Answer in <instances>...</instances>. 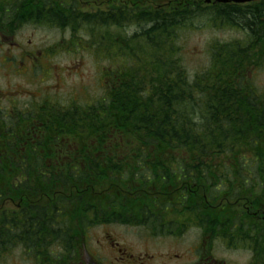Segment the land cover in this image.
<instances>
[{
	"label": "trees",
	"instance_id": "16d2710c",
	"mask_svg": "<svg viewBox=\"0 0 264 264\" xmlns=\"http://www.w3.org/2000/svg\"><path fill=\"white\" fill-rule=\"evenodd\" d=\"M220 9L202 0L17 5L32 24L84 34L99 55L115 47L128 63L110 75L103 100L34 105L28 130H2V253L22 246L66 259L91 228L118 224L156 237L197 228L264 264V95L248 78L253 63H234L233 46L215 43L211 63L191 79L178 54L179 33L203 18L251 33L241 58L254 44L257 58L264 53V39L255 40L264 38V9ZM133 28V37L112 39Z\"/></svg>",
	"mask_w": 264,
	"mask_h": 264
},
{
	"label": "flooded vegetation",
	"instance_id": "af4514ba",
	"mask_svg": "<svg viewBox=\"0 0 264 264\" xmlns=\"http://www.w3.org/2000/svg\"><path fill=\"white\" fill-rule=\"evenodd\" d=\"M29 0H0V147L5 145L1 140L2 130L9 128L8 124H19L24 130L29 128V108L32 106L33 97L29 93V83L33 81L34 74L43 71L48 63H68L69 59H79L82 63L81 53L86 51L77 44L72 43H49L46 38H35L41 31V27L33 26L23 15L18 14L17 5ZM223 8H244L256 9L257 12L264 9V0L256 1L246 5L225 4L212 5ZM29 14V12H28ZM228 17L234 14L227 13ZM223 21L225 19H222ZM263 20V19H261ZM242 27H228L235 37L225 44L233 46L234 63H264V53L257 58V46L255 52L250 53L249 49L243 52L241 58L239 48H245L250 42L251 33ZM60 31V30H58ZM67 35L69 40L71 33L60 31ZM261 33V31H259ZM264 35V34H262ZM264 38H255L262 40ZM227 61L228 56L224 57ZM109 63H113L110 61ZM121 63H124L123 61ZM211 63V62H209ZM113 73V72H112ZM18 117H21L18 120ZM21 144V143H19ZM36 145L35 143H31ZM17 162L16 159H12ZM12 207V206H6ZM2 206H0V209ZM1 213V210H0ZM97 229L100 231L97 232ZM130 229V228H125ZM134 230V229H132ZM95 232L92 236L91 233ZM127 235H120L111 225H102L90 230L81 241L75 239L74 252L66 259H53L35 256L22 246H8L5 253L0 249V264H5L11 260L12 253L19 251V257L23 259V264H227L225 261L214 257L216 246L219 243L211 242L209 238L201 236L199 229L193 234L197 244L194 251L190 253L160 250L151 246L153 239L162 240L164 238L148 237L147 239L136 238L133 232L126 230ZM180 239L178 237H171ZM215 243V244H214Z\"/></svg>",
	"mask_w": 264,
	"mask_h": 264
},
{
	"label": "rangeland",
	"instance_id": "374dc122",
	"mask_svg": "<svg viewBox=\"0 0 264 264\" xmlns=\"http://www.w3.org/2000/svg\"><path fill=\"white\" fill-rule=\"evenodd\" d=\"M135 31L133 28L132 37ZM67 37L64 33L53 28H41V31L35 35V38L38 39L46 38L49 43H59L60 41L65 43ZM234 37L235 35L230 31H217L208 25L202 26V24L199 29L193 32L181 31L178 36L180 58L188 74L193 76L194 73H198L208 66L211 43L227 42ZM81 60L82 63H79V59H69L68 63H64V61L62 63H48L43 71L38 70L34 74L33 81L29 83V93H31L33 101L39 102L44 99L57 101L62 105L71 102L86 105L103 98L104 89L101 73L106 67V62L96 60L92 53L88 51L81 53ZM251 80L255 89L260 93H264V63L253 71ZM114 229L120 235H127L126 230H128L133 232L136 238L147 239L149 237L144 231L138 229L116 227ZM98 231L100 230L97 229ZM194 233L196 232L191 230L180 239H153L151 246L160 250L190 253L194 251L195 244H197L193 237ZM94 234L95 232L91 233L92 236ZM17 255H19V251L12 253L13 258L5 264H23L21 257L15 260ZM214 257L225 261L227 264H250L249 252L228 251L223 246H216Z\"/></svg>",
	"mask_w": 264,
	"mask_h": 264
},
{
	"label": "water",
	"instance_id": "95a60500",
	"mask_svg": "<svg viewBox=\"0 0 264 264\" xmlns=\"http://www.w3.org/2000/svg\"><path fill=\"white\" fill-rule=\"evenodd\" d=\"M223 2L229 1V2H234V3H246V2H251L253 0H222Z\"/></svg>",
	"mask_w": 264,
	"mask_h": 264
}]
</instances>
